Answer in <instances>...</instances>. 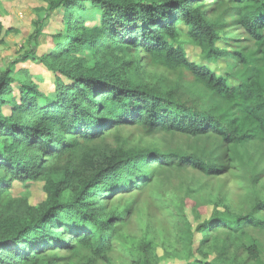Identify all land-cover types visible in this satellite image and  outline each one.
Wrapping results in <instances>:
<instances>
[{"label": "trees", "instance_id": "1", "mask_svg": "<svg viewBox=\"0 0 264 264\" xmlns=\"http://www.w3.org/2000/svg\"><path fill=\"white\" fill-rule=\"evenodd\" d=\"M43 1L47 14L63 15L65 32L40 55L37 47L43 38L37 27L29 38L34 41L30 54L21 60H36L61 75L53 93L41 91L29 69L16 71V61L0 67V264H56L60 259L94 264L113 249L122 217L106 211L96 188L120 194L149 184L152 175L174 163L210 176L223 172L210 156L125 145L104 151L106 165L98 166L92 157L95 151L101 153L93 148L99 139L131 126L146 133L212 134L228 147L249 142L264 146V0ZM86 11L93 16L89 24L76 15ZM225 18L238 20L259 47L232 51L243 67L235 74L237 85H229L208 65L189 60L183 47L186 30L209 61L220 58L225 53L218 43L224 38L219 32L220 23L227 25ZM225 38L229 40V33ZM115 51L121 58L113 55ZM138 51L153 65L170 73L188 72L193 80L186 85L179 80L151 85L141 76ZM15 84L18 98L12 93ZM199 87L208 94L197 93ZM39 155L43 158L37 164ZM87 167H92L89 173L94 171L88 177L83 173ZM250 174L251 180H260L264 168ZM42 175L51 176L43 202L33 205L29 193H11L13 181L24 183ZM73 178L81 180L80 188L71 187ZM250 190L253 205L246 212L236 217L227 212L200 224L197 230L205 232L201 245L212 241L213 232L225 224L264 226L256 184ZM190 228L188 224L193 246ZM213 240L219 255L228 256L233 245L226 239ZM60 249L69 253L57 255ZM247 249L253 264H264L257 245ZM147 258L141 256L136 264H147ZM189 264H223V259L193 258Z\"/></svg>", "mask_w": 264, "mask_h": 264}, {"label": "rangeland", "instance_id": "2", "mask_svg": "<svg viewBox=\"0 0 264 264\" xmlns=\"http://www.w3.org/2000/svg\"><path fill=\"white\" fill-rule=\"evenodd\" d=\"M47 7L43 0H0V67L6 68L16 61V71L29 69L39 89L52 94L57 75H61L36 60H21L24 54H30L34 41L30 42L29 38L37 27H40V38H43V43L37 47L40 55L54 47L58 41L57 35L65 32L63 15L58 11L47 14ZM76 15H82L88 24L93 17L92 12L88 11ZM225 19L227 25L220 23L219 34L224 38L218 43L225 51L220 58L209 61L201 47L190 39L186 30L182 34V39H185L183 47L189 60L208 65L218 75L227 78L229 85H237L239 79L235 74L243 67L232 51L257 50L259 47L240 26L238 20L232 23L229 18ZM228 33L229 40L225 38ZM90 52L87 49V53ZM138 53L141 54V63L138 64L141 76L151 85L158 87L163 82L165 84V81L176 80L186 85V82L193 80L188 72L179 70L170 73L163 67L153 65L144 56V52ZM113 55L121 58L117 51ZM12 91L18 98L20 93L16 84L12 86ZM196 91L208 94V91L202 90L201 87ZM3 110L6 113L11 111L9 107H4ZM123 145L127 148L149 147L162 153H196L204 158L210 156L221 164L223 172L210 176L194 167H180L174 163L152 175L149 184L131 187L120 194H110L102 192L100 187L96 188L99 202L105 206L106 211L122 217L117 224V234L113 238V249L105 254L106 257L94 260V264H136L143 255L150 259L147 264H189L193 258L213 261L217 257L223 259V264H253L247 249L252 245H257L264 261V226L260 224H241L239 228L225 224L227 226L223 225L213 232V239H226L233 245L228 256L219 255L217 243L213 239L206 245H201L205 232L197 230L201 223L210 222L221 214L228 212L236 217L246 212L253 205L251 203L254 194L250 190L252 183L256 184L257 197L261 202L259 215L264 219V177L253 181L250 174L252 170L260 172L264 168L262 143L249 142L244 146L228 147L219 136L212 134L189 136L167 132L146 133L131 126H121L110 137L99 139L93 144V148L101 150V153L95 151L92 162L98 166L106 165V152ZM42 158L39 155L36 163L39 164ZM90 168L92 167L83 170V173H86L84 176L88 177L94 172L89 173ZM49 179L51 176L42 175L24 183L13 181L10 191L14 196L29 193L30 202L37 205L46 198L44 185ZM73 179L71 187L80 188L81 180ZM71 192L70 189L68 196ZM188 224L191 227L189 231L192 234L193 246H190L188 241ZM183 235L187 238L182 239ZM219 244L222 245V242ZM68 253L67 249H60L56 254L63 256ZM75 260L77 261V258ZM81 263L87 264V260H82ZM56 264L69 262L67 259H60Z\"/></svg>", "mask_w": 264, "mask_h": 264}]
</instances>
